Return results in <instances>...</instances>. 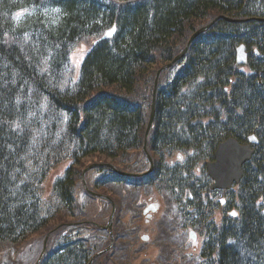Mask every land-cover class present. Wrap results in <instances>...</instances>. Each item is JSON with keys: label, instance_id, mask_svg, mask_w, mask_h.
<instances>
[{"label": "trees", "instance_id": "16d2710c", "mask_svg": "<svg viewBox=\"0 0 264 264\" xmlns=\"http://www.w3.org/2000/svg\"><path fill=\"white\" fill-rule=\"evenodd\" d=\"M242 2L0 0V256L23 241L30 250L44 229L52 233L49 244L60 248L40 264L88 263L92 248H84L86 239L70 243L64 227L54 229L68 221L78 202L83 169L78 165L96 158L122 171L148 169L139 152L156 71L183 51L194 31L223 15L244 20H217L183 59L160 74L147 142L152 175L129 184L110 168L97 169L109 172L104 185L129 184L116 194L121 206L140 210L146 185L192 203L183 210L207 238L199 264H264V0ZM113 25L114 37L101 39ZM239 42L249 53L243 69L235 57ZM84 43L89 50L74 82L71 56ZM253 133L259 143L241 183L224 193L227 204H204L203 193L209 199L211 192L205 164L214 159L217 145L229 137L246 143ZM66 161L68 169L44 197L49 172ZM230 208L239 211L238 218L228 216ZM94 213L106 222L103 211ZM86 227L93 229L82 223ZM126 228L118 234L124 237ZM131 234L123 239L124 248ZM131 255L122 251L108 264H130Z\"/></svg>", "mask_w": 264, "mask_h": 264}, {"label": "rangeland", "instance_id": "374dc122", "mask_svg": "<svg viewBox=\"0 0 264 264\" xmlns=\"http://www.w3.org/2000/svg\"><path fill=\"white\" fill-rule=\"evenodd\" d=\"M86 48H89V45L87 44H82L81 47L76 50V53H74L72 60L73 62L70 63L71 66H77L78 63L80 62V59L84 56ZM70 66V68H71ZM160 79V77H159ZM67 83V82H66ZM66 85V84H65ZM142 156H146L148 157V160L154 164V160L152 158V155L150 153V150L146 149V151H140L139 152ZM86 161V160H85ZM108 161L104 162L103 159L101 160H96L95 159H89V161L85 163H83L81 166H79V170L82 169L81 171V186L82 188H84V185L86 184L89 187V183L92 182L93 177L95 176V172H96V166L102 163H107ZM69 163V161L64 162V164ZM66 165H64L65 167ZM77 166V168H78ZM60 169V167H56L54 169V171L51 173V175L49 176L48 180H47V189H46V194H48L49 192V188H50V181L52 176L58 172V170ZM84 175V177H83ZM79 178V179H80ZM80 185V183H79ZM119 186H114V187H109L107 189H105L106 192H109L105 195H107L113 202V206L110 208H106L107 204L103 203L101 201H98V199L93 196V195H101L100 191L101 189H94L92 191L91 196L90 195H85V197H82L79 195V197L81 198L80 200H78V202L73 206V209L71 210V212L69 213L68 217V221H64L62 223H60L61 225L66 223V224H70V223H85L88 226L92 227L93 229L96 228V225L94 223V220H98L95 221L99 224H106V222H103V218L102 217H97L95 216L94 212H101L103 211V214L105 215V218H107V216L111 217V214L113 212V210L115 211L114 214V223L112 224V230L114 232V240L111 239V237L107 236L105 233L104 235V240H105V244H91V242H85L84 248L87 249L88 251H90V249L92 248V253L90 255L89 258V262L87 264H108L110 263V261L113 259H119V257L122 254V251H125L127 253V251H131L133 257H136L137 260L133 263V264H149L151 260H156L159 262V264H165V263H161L158 259V257H156L157 255L156 252L157 250L160 251L159 249H161L164 245L166 244H158L157 241H155L157 239V232H156V228L157 225L156 222H154L152 225H149L148 228L145 231H149L152 234V241L146 245V249L147 252L149 253L148 257H150V259H143L141 257V255L139 254L140 249L142 248L139 244H142L140 239L138 238V230H133L130 232H126V235L123 237V235H121L120 238H117V224L115 223V219L121 218V221H129L130 217L134 214V210L135 208H132V205L130 204V207L128 208V206H121L120 204L116 203V193L115 191H119L120 193L121 190L119 189ZM78 190V188H77ZM130 201L132 200V196L131 199H129ZM112 205V204H111ZM105 207V208H104ZM103 208V209H102ZM102 209V210H101ZM133 213V214H131ZM107 214V215H106ZM136 218V216H135ZM138 224H142V220L140 219L138 221ZM124 226H126V223H123ZM107 226V224L105 225ZM104 226V227H105ZM128 228H132L130 226H128ZM102 232H104L103 230L98 228V231L92 233L91 240L94 241L95 238H97L100 234H102ZM171 230L170 227L169 228H165L164 229V239H168L171 236ZM131 234L130 237V242H129V248H124L123 244V239L125 237H128V234ZM52 233L42 229L38 232V236L37 238L31 243L32 246H30V250L29 247L27 248L28 245L23 244L24 241L22 243H20V245L14 250L9 252L6 256L1 255L0 256V263L2 262V259L5 263H10V264H35L38 260V257L40 255L41 250L44 247V244L46 247L49 246V244H46V241L48 239H50V235ZM130 236V235H129ZM155 241V242H154ZM30 244V245H31ZM112 244V247H110V245ZM36 245H38V247H36ZM53 244H51L52 247ZM167 264H181V258L178 257V252H177V246L176 245H172L169 246L167 251ZM137 255V256H136Z\"/></svg>", "mask_w": 264, "mask_h": 264}, {"label": "water", "instance_id": "95a60500", "mask_svg": "<svg viewBox=\"0 0 264 264\" xmlns=\"http://www.w3.org/2000/svg\"><path fill=\"white\" fill-rule=\"evenodd\" d=\"M110 32L107 33V36L110 35ZM156 84L157 79L155 80ZM153 117L154 106L152 107L147 133L152 124ZM251 153L248 145H240L235 139H228L225 143L220 144L216 152V161L208 164L209 173L216 180L212 188H230L234 181H239L242 165L250 159ZM109 223L105 228H109L111 231L112 219Z\"/></svg>", "mask_w": 264, "mask_h": 264}, {"label": "bare ground", "instance_id": "6f19581e", "mask_svg": "<svg viewBox=\"0 0 264 264\" xmlns=\"http://www.w3.org/2000/svg\"><path fill=\"white\" fill-rule=\"evenodd\" d=\"M252 2H253V0H243V2H242V6H248V5H251ZM251 11H255V10H251ZM219 19H222V20L225 19V20L230 21V22H232V21L240 22V21L244 20V19H232V18H230V17H228V16H223V15L217 16V17H215L210 23H208V24H206V25L200 27V28L197 29L196 31H194V32L191 34V36L189 37V39H188V41H187V44L190 46L191 43H193V42L196 40V38H198L199 36L205 34V33L209 30V28H210V27H211V26H212L217 20H219ZM200 30H201V32H199ZM242 44H243V43H240V42H239L238 45L236 46V48H235V52H236V54H237V52H238V50H239V48L241 47ZM186 53H187V52H184V51H182L181 53H179V55H178L179 58H180V59H183L184 56L186 55ZM235 57H236V56H235ZM236 63H237L238 65H241V64H242V60H241V58L237 59V60H236ZM240 183H241V181H239L237 184L239 185ZM229 235H230L229 233H228V235H225V238H227Z\"/></svg>", "mask_w": 264, "mask_h": 264}, {"label": "snow or ice", "instance_id": "6c2138e0", "mask_svg": "<svg viewBox=\"0 0 264 264\" xmlns=\"http://www.w3.org/2000/svg\"><path fill=\"white\" fill-rule=\"evenodd\" d=\"M254 139V138H253Z\"/></svg>", "mask_w": 264, "mask_h": 264}]
</instances>
